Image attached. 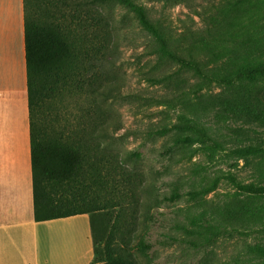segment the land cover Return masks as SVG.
Instances as JSON below:
<instances>
[{"label":"rangeland","instance_id":"rangeland-1","mask_svg":"<svg viewBox=\"0 0 264 264\" xmlns=\"http://www.w3.org/2000/svg\"><path fill=\"white\" fill-rule=\"evenodd\" d=\"M217 1L198 0L204 5L201 14ZM146 5L153 16L162 17L173 36L205 29L206 19L183 6L163 10L159 4ZM104 12L111 22L109 59L119 96L102 100L80 83L65 103V117L79 128L108 119V137H92L93 146L109 159L108 169L117 171L119 164L129 169L137 179V190L126 202L104 193L102 204L82 207L91 216L97 264L104 263L107 247L124 248L122 241L128 242L136 264H264V192L237 187L252 184L264 189V127L239 120L240 108L233 101L247 90L248 81L223 94L224 84L152 54L151 40L132 14L115 6ZM210 45L214 48L209 51L198 49L207 75L233 74L253 52L245 41ZM263 79L258 83L261 89ZM181 110L194 113L208 128V145H175L176 132L153 135L175 124ZM133 152L140 157L130 156ZM217 178L220 182L210 193L190 195ZM174 194L178 197L171 200ZM201 216L202 227L192 222ZM126 219L130 226L125 230ZM207 223L224 229L211 242L206 240ZM124 230L128 232L121 240ZM141 237L150 245L146 257L135 248Z\"/></svg>","mask_w":264,"mask_h":264},{"label":"trees","instance_id":"trees-1","mask_svg":"<svg viewBox=\"0 0 264 264\" xmlns=\"http://www.w3.org/2000/svg\"><path fill=\"white\" fill-rule=\"evenodd\" d=\"M25 28V60L27 93L30 119V142L33 172L34 217L36 221L89 214L82 209L102 204L106 193L119 196L126 202L134 198L137 190L136 177L123 164L116 169L107 168L108 158L93 146L92 137L109 135L108 119L79 128L65 117V103L87 84L92 93L108 100L119 96V88L112 80L110 62V19L105 8L120 7L132 14L139 28L150 38L152 54L180 67L189 69L206 78L225 85L223 94L238 88L248 81L247 90L235 95L233 101L240 108L239 120L258 122L264 127V88L258 87L264 78V0H218L203 15L204 5L198 0H23ZM159 4L161 8L183 6L194 15L206 19L202 31L185 30L173 36L162 17L151 14L146 4ZM250 43L253 52L247 54L245 65L233 74L207 75V66L199 57L198 49L211 50L210 44ZM206 44L207 47L204 45ZM86 80L81 82V77ZM262 78V79H261ZM264 80V79H263ZM87 81V83H86ZM255 87H252V86ZM77 91V90H76ZM107 121V122H106ZM178 133L175 145L191 146L209 143L208 128L202 125L194 113L181 110L175 124L153 132L154 136L166 137ZM130 156L139 158L137 152ZM116 168V166H114ZM220 182L190 193L193 198L213 191ZM239 190L263 193V187L237 185ZM91 191L92 196H88ZM117 193V194H116ZM100 199H99V198ZM178 196L174 194L171 200ZM155 200L154 198L151 201ZM131 208L130 203L127 204ZM123 212L126 213L125 209ZM90 216V214H89ZM133 219V217H130ZM129 218V219H130ZM91 219V216H90ZM203 216L193 218L194 224L203 226ZM125 230L130 221H125ZM207 242L218 238L223 232L220 224L207 223ZM91 230L94 245V264L98 250ZM121 234L123 240L125 231ZM258 232V231H257ZM264 232V230H262ZM124 248L105 249L103 264H136ZM143 256L150 245L141 237L135 245Z\"/></svg>","mask_w":264,"mask_h":264},{"label":"crops","instance_id":"crops-1","mask_svg":"<svg viewBox=\"0 0 264 264\" xmlns=\"http://www.w3.org/2000/svg\"><path fill=\"white\" fill-rule=\"evenodd\" d=\"M0 264H94L89 214L34 217L23 0H0Z\"/></svg>","mask_w":264,"mask_h":264}]
</instances>
